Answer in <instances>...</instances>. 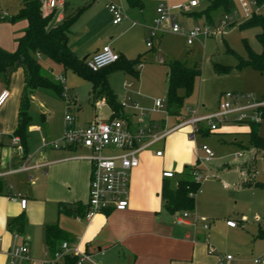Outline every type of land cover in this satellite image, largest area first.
<instances>
[{
	"label": "crops",
	"instance_id": "1",
	"mask_svg": "<svg viewBox=\"0 0 264 264\" xmlns=\"http://www.w3.org/2000/svg\"><path fill=\"white\" fill-rule=\"evenodd\" d=\"M57 1V8L52 11L45 9L48 13L53 14L49 27H56L67 16L75 14L81 7H85L83 13L71 26L68 39L69 49L80 60L88 59L104 46L110 47L124 59L129 60L141 56L135 39L137 38V27L144 29L147 33L157 17L156 9L150 16V12L144 8L143 0L142 7H129L124 0ZM109 4H115L122 8L125 19L121 23L112 24V16L107 8ZM18 6V0L9 7L7 0H0V13L10 18L11 15L17 13ZM199 6L198 2V6L191 11H195ZM181 34L184 35V33ZM21 35L22 33L18 37ZM91 43H93V48L89 50ZM3 48L11 52L14 46L11 49ZM37 59L41 64L46 63V69L49 68V64L56 65L40 54L37 55ZM56 66L58 67V65ZM137 69L139 72L137 77L121 70L108 71L109 87L112 89L111 83H115L121 76L133 78L136 80L135 83H144L148 71H144L143 66L141 69L138 66ZM48 70L50 71V69ZM13 74H18V78L22 80L21 90L19 87L14 88V84H12L13 89L11 88L10 91L8 85L0 83L10 93L8 101L0 110V264H43V261L48 260L51 256L44 239V230L47 225H57L65 232L72 248H77L80 252L91 254L94 257H101L104 264H218L216 257L210 256L208 253V240L204 232L206 224L199 217L200 212L196 208L195 198L192 211L170 213L164 207L163 184L175 187L176 182L181 179V176L178 177V175H187L191 178L192 167L198 162L197 160L189 167H185L184 169L187 168L188 171L185 170L184 173L183 170L180 173L175 172L179 169V162L173 161V155L165 156L163 147L167 138L177 131L169 134L164 141L150 150L139 154L138 166L129 172V205L126 210H109L97 213L88 220L74 217L72 216L73 210H76L78 206H85L88 200L91 164L89 161L79 158L86 151L65 147L61 143V137L59 139V133L60 130L61 133L63 132L64 123L61 129L54 130L47 120L44 109L39 105V120H36L37 118L31 114V122L27 126L24 146L26 154H18L16 149L11 146V138L14 136L13 133L17 126L23 73L18 69ZM161 74L154 73V76L158 81L161 78L162 82L166 80L167 83V74H165L166 76L164 73ZM112 91L118 102L122 104V110L125 113L128 106L124 101L127 99H124V96L121 98L115 90L112 89ZM37 93L32 97L31 104L35 103ZM130 101L134 102L132 99ZM76 110L78 113L79 107L76 106ZM109 113L111 116L110 109ZM193 113L196 114V111ZM136 115L138 114L134 112L127 117L134 120ZM178 115L181 114L178 112ZM181 116L186 117V114ZM95 118L96 116L87 122ZM147 120L157 122L167 129L177 123L176 116L171 125H168L163 118L149 117ZM186 128L191 129L186 126L179 130ZM206 130L205 127V130L203 128L199 133ZM248 132L247 128V135ZM54 144L57 145V148L53 147ZM235 145H238L243 151L251 147L249 135L248 146L237 142ZM157 151L162 152L160 157L155 155ZM256 155L255 159L260 158V155L264 156L260 152ZM180 159L179 161H183ZM245 163L237 167L242 174L239 188L247 186L246 184L249 185V188L264 187V183L255 182L254 177L249 178L241 170ZM254 164L255 160L253 167ZM21 165L25 170L12 172ZM205 168L207 169V166ZM227 168L231 169L232 167L227 165ZM165 171L172 172L173 178H163L162 173ZM14 198L17 200L14 201ZM18 199L27 201L25 209L20 208ZM202 199L206 201L204 197ZM61 206L66 211L61 210ZM178 212L191 214L188 224L177 225L175 223V214ZM18 216H22L25 222L22 236L12 235L9 231L10 222ZM193 217L200 219L195 227L192 224ZM255 219L258 224L256 233L252 235L253 240H255L258 227L264 224V221L259 222L258 218ZM229 220L232 219L226 221ZM235 222L243 223L242 220ZM227 228L236 229V227L228 226ZM22 245L27 248L28 258H12L10 252Z\"/></svg>",
	"mask_w": 264,
	"mask_h": 264
},
{
	"label": "rangeland",
	"instance_id": "2",
	"mask_svg": "<svg viewBox=\"0 0 264 264\" xmlns=\"http://www.w3.org/2000/svg\"><path fill=\"white\" fill-rule=\"evenodd\" d=\"M146 11L155 12L159 6L171 7L177 4H185L191 0H143ZM200 6L188 13H177L176 21L182 29L190 27L202 28L208 25L214 32H220L214 36H203L202 34L187 46L186 37L183 34H172L167 32L156 40L154 48L146 47L147 33L144 29L137 27L136 43L144 71L147 70V77L144 83H135V79L121 76L115 83H111L112 89L117 94L127 99L125 105L128 106L124 116L135 113H144L147 118H163L168 125L175 119V109H167L166 80L158 81L154 73L168 72V64L171 61H179L186 66L195 67L199 70L200 76L195 79L194 88L191 94L185 98L183 106L178 112L186 117L192 116L196 111V116H203L214 113L218 110L219 104L225 99V93L234 94L239 97L238 102L246 104L251 101H263L264 96V72L255 71L250 67L236 69L239 57L247 56L243 41H246L251 50L255 53L261 52V45L257 41L256 35L259 29H239L243 21L245 12H259L264 14V5L256 8L251 0H233L235 8L228 14L231 20L222 23L226 15L222 9L210 11L205 15L209 7L210 0H196ZM16 3V0H7L8 7ZM6 12V11H5ZM176 13V12H175ZM13 16V15H11ZM4 18V19H3ZM8 16L0 13V45L7 49L14 46L13 53L17 49V40L22 37L27 28L26 20H16L11 22ZM25 26V27H24ZM153 26V24H152ZM25 28V29H24ZM22 33L20 37L18 35ZM93 48L90 44L89 50ZM230 50V51H228ZM157 57L162 58V62L156 61ZM46 68V63H42ZM51 65V66H50ZM55 77L64 78V88L67 94L75 98L76 107L67 112L66 99L57 98L45 92H38L35 103L30 105L29 114L39 120V105L44 109L47 120L54 130L61 129L64 123V116L69 113L76 118L78 123L86 126L91 118L96 116L100 120H107L110 117L109 108L105 103L96 104L92 107L89 103L91 84L73 74L70 71H63L61 67L48 65ZM232 68L227 73L221 68ZM122 75V74H121ZM162 76V74H161ZM166 76V75H165ZM18 74L10 76L8 82L0 76V83L11 88L19 87L21 90L22 80ZM131 82V83H128ZM131 84V86H130ZM13 89V88H12ZM178 94L184 96V91L179 90ZM133 100L132 103L130 100ZM156 99L163 101L164 109H157L154 106ZM137 106V110L133 109ZM131 106V107H130ZM132 108V109H131ZM264 111V109H262ZM258 133L264 138V118H259ZM250 122H238L235 118L224 123H216L217 130L214 133L197 132L191 138V129L176 130L174 134L166 140L163 152L165 156L173 155V161L178 163L176 173H183L192 163L202 159L201 146L206 145L214 152V159L204 172L208 177L202 182L200 189L202 194L194 196L196 208L199 209L202 222L207 225L204 230L208 245L214 249L216 255H231V264H264V239L253 240L252 235L256 233L257 222L264 221V187L249 188V185L239 188L242 179L238 165L245 163V168L241 170L249 178H255V182L264 183V156L255 159V148L248 147L241 150L235 142L248 146V135L246 129L250 127ZM205 130V125H202ZM62 137L60 130L59 139ZM238 154H241L240 156ZM181 157L182 159H180ZM183 160V161H179ZM255 166L253 167V161ZM199 164V162H197ZM196 163V165H198ZM194 165L192 169L196 167ZM227 165L232 168H227ZM234 167V169H233ZM189 169V168H188ZM188 171V170H186ZM181 173V174H183ZM188 173V172H186ZM184 178L186 175H178ZM223 184L227 188H223ZM206 201H203V198ZM242 220V224H237L236 229H229L226 220ZM211 256V255H210ZM95 260L103 262L101 257H94ZM257 261L258 263H255ZM104 264V263H103Z\"/></svg>",
	"mask_w": 264,
	"mask_h": 264
},
{
	"label": "built area",
	"instance_id": "3",
	"mask_svg": "<svg viewBox=\"0 0 264 264\" xmlns=\"http://www.w3.org/2000/svg\"><path fill=\"white\" fill-rule=\"evenodd\" d=\"M44 9L52 11L57 8V0H41ZM198 6L196 0H191L185 4H178L171 7L159 6L156 8L157 17L153 22V26L147 32L146 47L153 49L156 40L167 33L181 34L186 37L187 46H191L199 37L214 36L218 32H214L208 25L202 28L190 27L183 30L176 21L177 13H189L193 8ZM111 16L112 24L117 25L125 19L122 8L109 4L107 6ZM176 12V13H175ZM250 14L245 12L243 18L246 19ZM231 20V17L226 14L223 24ZM119 54L115 53L110 47L104 46L99 51L95 52L91 57L85 60V65L93 72L104 69L113 65L119 59ZM156 61L161 63V57H157ZM56 80L64 84V79L61 76L56 77ZM67 91L65 89V96ZM10 96L9 91L0 85V110L6 104ZM224 101L219 104L216 112L196 116L195 113L189 117L176 115V125L167 129L159 123L147 120L144 113H138L134 120L127 118H109L105 121L98 118L88 122L86 126L78 123V119L66 113L64 116V127L61 137V143L68 148L85 150V154L80 156V159L89 161L91 164V175L88 188L87 212L84 219L88 220L93 215L109 210L124 211L129 205L128 201V186L129 172L135 169L139 164V154L143 151H148L155 145L164 141L172 132L189 126L192 129L191 138L195 133L201 131L202 125H205L208 132L217 130L216 123H224L235 118L238 122L258 123L261 118L262 109H264V100L251 101L246 104L239 103V97L234 94L225 93ZM101 102L97 103L100 104ZM154 106L157 109H164L163 101L156 99ZM71 107H76V103H71L67 107V112ZM134 109H138L133 105ZM11 146L16 149L18 154L24 155L23 147L18 136L11 138ZM57 148V145H53ZM202 159L198 160L199 164L191 171V179L199 187L195 192L189 194L194 197L201 193V184L208 177L204 174L205 168L214 159V152L206 145L201 146ZM157 157L162 155L161 151L155 153ZM239 156L241 154H238ZM25 170L21 165L12 172ZM165 179L173 178V173L165 171L162 173ZM226 184L223 187L226 188ZM14 201L17 199L14 198ZM20 208L23 210L26 207L25 199H18ZM191 218L189 212H178L175 214V223L177 225L188 224ZM200 222L197 217L192 218V224L195 227ZM226 225L230 228L236 227V222L233 220L226 221ZM205 228L207 226L205 225ZM16 236V235H15ZM207 250L210 255H216L214 249L207 244ZM10 255L12 258L27 259V248L22 245L14 248ZM66 255L77 257L76 264H103L94 259V256L85 252H80L77 248H72L69 243L62 242L60 251L43 261V264H58ZM218 264H231L233 257L231 255L217 256ZM255 263H258L255 261ZM12 264V263H8Z\"/></svg>",
	"mask_w": 264,
	"mask_h": 264
},
{
	"label": "trees",
	"instance_id": "4",
	"mask_svg": "<svg viewBox=\"0 0 264 264\" xmlns=\"http://www.w3.org/2000/svg\"><path fill=\"white\" fill-rule=\"evenodd\" d=\"M18 1L17 13L8 20L11 22L26 20L27 28L22 37L17 40V49L15 52L7 53L0 48V76H3L6 82H8L10 76L18 69L22 70L23 73V88L18 108V120L13 135L19 137L24 154H26L24 147L26 144V130L31 122L29 108L31 99L36 92H45L54 97L66 99L67 106L71 103H76L75 98L68 94L65 96L63 84L57 81L56 77L54 78L52 76L51 70L49 71L39 62L37 59L38 54L60 66L63 71H70L89 82L91 84L89 101L92 106L95 107L97 103L104 102L111 111L110 118H127L123 114L122 104L118 102L116 95L109 87L107 73L111 70H121L137 77L139 73L137 67L142 64L141 56L129 60L120 56L118 61L113 65L93 72L86 67L85 60H80L68 47L69 30L83 13L84 6L79 8L75 14L67 16L56 27H49V22L53 14L48 13L43 8L40 0ZM124 1L129 7H142V0ZM251 1L256 8L264 5V0ZM234 8L233 0H210L205 15L216 9H222L225 14H230ZM253 28L260 30L256 38L261 45V52L258 54L253 52L246 41H243L247 56L245 58L239 57L238 64L235 68L242 69L250 67L255 71L264 72V14L252 12L239 25V29L241 30ZM230 69L232 68H221L222 72L225 73ZM199 76L200 72L195 67L186 66L179 61H171L168 64L167 109H175L174 114L178 115V110L182 108L185 98L193 91L195 79ZM179 90H183L185 95L180 96L178 94ZM262 99L264 100V96ZM261 118H264V111L261 112ZM249 125V144L256 151L264 155V138L258 133L259 123H251ZM198 187L187 175L179 179L175 187H170L166 183L163 184L162 197L164 199V207L170 213L176 211H192L194 209V197H190L189 194L195 192ZM61 210L66 211L63 206H61ZM86 212L87 205L78 206L76 210H73L72 216L84 218ZM24 226V218L18 216L10 222L9 231L12 235L22 236ZM44 239L51 257L60 251L62 242L70 244L65 232L57 225H47L45 227ZM255 239H264V224L258 227ZM76 263L77 257L66 255L58 264Z\"/></svg>",
	"mask_w": 264,
	"mask_h": 264
},
{
	"label": "water",
	"instance_id": "5",
	"mask_svg": "<svg viewBox=\"0 0 264 264\" xmlns=\"http://www.w3.org/2000/svg\"><path fill=\"white\" fill-rule=\"evenodd\" d=\"M84 60H86V58Z\"/></svg>",
	"mask_w": 264,
	"mask_h": 264
}]
</instances>
